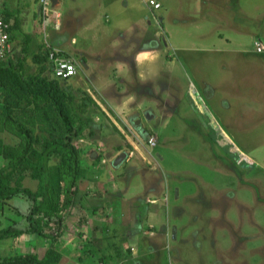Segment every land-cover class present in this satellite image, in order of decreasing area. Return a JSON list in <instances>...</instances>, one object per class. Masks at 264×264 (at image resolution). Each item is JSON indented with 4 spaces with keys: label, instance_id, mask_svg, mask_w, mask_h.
<instances>
[{
    "label": "rangeland",
    "instance_id": "rangeland-1",
    "mask_svg": "<svg viewBox=\"0 0 264 264\" xmlns=\"http://www.w3.org/2000/svg\"><path fill=\"white\" fill-rule=\"evenodd\" d=\"M110 1L61 0L57 10L62 25L67 18L66 26L54 31L51 39L80 62L77 75L62 84L75 96L74 108L81 117L91 118L75 142L82 147L83 165L87 166L79 190L96 184L92 171L109 169L113 178L110 188L118 193H111L110 202L101 198L100 205L106 208L109 219L121 223L132 212H127V191H119V178L126 176V182L135 188L128 194L140 196L143 205L147 199L151 204L158 202L152 213L160 208V216L150 215L148 219L150 210L141 208L142 214L136 215L141 221L131 218L127 224L131 228L141 223L139 232L145 236L156 233L153 239L159 242L153 248L160 250V264H264V57L256 64L252 60L242 64L233 53L213 51L209 46L195 45L185 51L181 46L199 42L195 35L200 33L190 31L191 21L161 25L138 0H128L126 8L122 0ZM260 6L263 12L264 0ZM146 12L152 25L144 18L138 30L133 29V18H142ZM47 30L50 33L52 29ZM207 32L204 36L210 43L212 35ZM162 34L166 45L154 41V36L160 38ZM147 40L152 43L147 48H159L135 58V51ZM256 43L261 51L262 44ZM223 61L228 68L223 69ZM84 92L99 108L89 104L87 110L80 109ZM137 119L141 120L138 126L134 124ZM150 136L156 140L152 148L147 145ZM19 141L18 135L0 123V146H15ZM130 151L133 154L118 166L112 164L119 153ZM57 160L54 157L50 161L52 173ZM11 183L31 189L37 184L27 175ZM100 186L102 196L105 192ZM80 198L65 215L64 233L58 241L59 250H63L66 238H72L64 250V264H76L68 255H77L74 252L81 246L80 232L94 224L91 208ZM28 205L22 196L12 198L0 213V228L15 220L16 227L24 225L21 218ZM104 216L100 215L96 223L101 229ZM46 228L55 230L53 224ZM162 231L168 238L173 234V240L161 237ZM29 235L24 237L31 240L30 251L33 248L42 255L48 240ZM114 236L108 237L112 255L117 251ZM11 242L10 238L0 240V256L28 251L17 250L19 242L16 246ZM131 245L135 252L141 251L140 245ZM175 249L183 251L181 263L175 260ZM115 256L108 260L110 264L115 263Z\"/></svg>",
    "mask_w": 264,
    "mask_h": 264
},
{
    "label": "trees",
    "instance_id": "trees-1",
    "mask_svg": "<svg viewBox=\"0 0 264 264\" xmlns=\"http://www.w3.org/2000/svg\"><path fill=\"white\" fill-rule=\"evenodd\" d=\"M4 18L7 21L5 15ZM9 37L12 41L10 24ZM30 38L32 35L25 34L26 44ZM27 46L21 49V55L28 52ZM42 47L44 51L32 55L40 63V71L50 67L44 43ZM16 56L12 49L0 63V123L20 137L15 146H0V213L3 214L2 210L16 196L26 198L29 205L22 213L25 224L16 227L18 222L15 220L13 224L1 227L0 240L10 238L14 245L22 234H33L48 242L42 255L31 251L0 256V264H59L64 254L58 246L64 233V217L75 206L80 195L79 181L87 171V166L83 165L82 147L75 142L81 138L91 118L89 115L81 117L74 108L75 96L62 84L70 78L24 74L22 65L18 69L23 61L14 62ZM89 104L99 108L84 92L80 109L87 110ZM127 146L131 148L130 144ZM54 157L58 160L52 173L50 161ZM26 175L36 181L35 189L11 183ZM49 224L54 225V231H47ZM84 249L94 250L89 245ZM99 260L104 263L105 255Z\"/></svg>",
    "mask_w": 264,
    "mask_h": 264
},
{
    "label": "crops",
    "instance_id": "crops-1",
    "mask_svg": "<svg viewBox=\"0 0 264 264\" xmlns=\"http://www.w3.org/2000/svg\"><path fill=\"white\" fill-rule=\"evenodd\" d=\"M1 1H2V9L4 15L8 23L10 24V36H12V41H11L12 49L14 52H16L17 55L14 59V62H16L19 59H22L23 61V64L22 63L19 64L18 69L22 65L23 71L21 72L24 74H52L49 66L43 69L42 71H40L41 68L40 63L36 62L32 58V55L34 53L44 51V47H42L43 29L41 26L38 0H1ZM138 1L144 9L148 10L151 17L153 16L152 20L155 19L156 22L161 25L166 23H173V25H181L183 24L184 21L192 22L193 26L192 29L190 28L191 29L190 31H196L200 33L198 35H195L196 39L199 42H197V44L192 43V45L181 46V48L183 50L185 49V51H187L189 47L193 48L195 45H201L203 47L209 46L213 48V51H220L221 53L224 54L233 53V55L236 56L238 62L241 61L242 64L249 63L250 60H252L256 64L259 62V59H263L264 57V11L261 12L260 0H172L171 3L169 0H157L160 3V7L155 10L145 5L143 0H138ZM112 3H114L113 0L110 1V4ZM122 3H123L122 6L123 8H126V6H128V0H122ZM60 6H61V0L60 3L58 4V8ZM156 10H158L159 12H156ZM148 12H146V14H144L142 18H133V21L135 23L134 25L137 26V27L135 26L133 29L138 30V27L141 26V22L144 18L147 20V24L149 26L152 25L151 24L152 21L148 19L150 17ZM66 20L67 18L64 19V22L62 21L63 25L60 21L61 26H66ZM248 25L251 26L248 27ZM173 30L176 29L173 28ZM207 30H209L212 35L210 43L208 37L204 36L206 35V33H208ZM54 31L56 30L54 29L50 30L48 40L51 45L58 46L57 44H55L56 40L51 41ZM121 32H123V29ZM25 34L32 35V38L29 39L28 44H26L27 41L26 39H24ZM174 35L175 32L172 33V36ZM153 36L154 35H152V37ZM154 39H155L154 41L160 40V42H162V45L167 44L166 36H164L163 34L161 35L160 38L154 36ZM260 39L262 40V42L260 41ZM255 41L258 43L259 41L261 42L259 43L260 46L262 44L261 51H257V48L255 47ZM146 45H152V43L149 40H147L145 46L135 51L136 52L135 58L140 57L141 55L146 54L147 52H151L152 50L159 48V47L147 48ZM26 46L29 47L28 52L24 56L18 54V52L21 51V49H24ZM178 47L180 46L178 45ZM262 53L263 55L260 56V54ZM238 57H241V59ZM187 60L189 59H186V61ZM232 60L233 63H235L234 59ZM262 64H264V61H262ZM222 65H223L222 66L223 69L229 67V64H226L225 61L222 62ZM84 67L87 70L88 64L85 63ZM95 172L96 171H92L90 175L92 179L94 180L97 179L96 180V184L98 183L97 185H99L100 183L102 184V186L100 187L103 188V192L105 193H103V195L101 196L100 193H98L101 192L100 191L101 189L98 188L94 182L92 183L91 186L89 185V187H86L83 190L82 189L79 190L81 197L80 199L87 201V205L91 208L90 220L94 224L91 226H87V230L83 231L84 233L82 232V235L80 234L81 238L78 237L80 240L78 241L81 243V246L79 248H76V251L74 252L77 255H73V253L68 255L70 261L72 260L71 257H74L75 260L77 261L76 264H110L108 260L110 261L113 260L112 256L116 255L115 256L116 261L114 264H160L159 262H162L163 260L162 258H160L161 255V253L159 252L160 250L158 248L157 250L156 248L155 249L153 248V246L157 242H159L158 240H156V238L153 239L154 237H156V233L149 234V236H145L146 235L145 233L139 232L140 229L139 226H141L140 225L141 223H138L135 225V227L133 226L131 228H129L127 224L128 221H131V218L132 219L135 218L136 221H141L139 220L140 218H136V215H140L144 211V210H140L141 208H145V209L148 208L150 210L147 216L148 219L150 218V215L160 216L161 215L160 212H162L160 208H158L159 213L158 212L152 213V211L154 212V210L156 209L158 202H155V204H151L152 201H150L149 203L148 202L149 200L146 198L147 202L146 201L143 202L144 203L143 205L142 202H140L141 200H139L141 199L140 196L133 197L132 196L133 194H128L131 193V190L135 188L132 185H129L128 182H126L127 181L126 176L124 179L119 178L118 179V185L120 187L119 191L121 190L127 191L124 194L125 196L124 199H127L126 200L127 212L130 209L132 213L130 211L129 213H131V215L133 216V217L131 216L128 220H126V222L122 221L125 227H120L122 223L115 221V219H109V217L107 216L109 214H107V212L105 211L106 208L105 207L102 208V206L100 205L102 204L101 198H103V200L105 201L110 202L112 196L111 193L112 192L118 193L117 189L110 188L113 185L112 181H110L113 179L112 173L109 169L99 170L96 173ZM122 180L124 181L123 183H121ZM135 192H140V191H135ZM180 192L181 190H179L178 195L181 196ZM148 193H152V192H148ZM152 195H154L156 198V194H152ZM98 197L100 198V200ZM156 199L159 200V198ZM120 201L121 200H119V202ZM98 202H99V207L97 206ZM140 204H142L143 207ZM134 205H136L137 209L140 211L136 212V208L134 207ZM100 215L103 216L105 215L103 218V222L102 220L100 221L102 222L101 224H103L100 225L102 229L99 228V226H97L96 224L97 222H99ZM83 220L85 221L84 217ZM143 220L147 221L146 217H144ZM98 229L103 231L97 234L96 232ZM119 230L121 232H119L114 236V232ZM25 235L28 234H22L19 237L20 246L16 247L17 250H23L25 248L28 249V251H23V253L31 252L30 251L31 240H26V237H24ZM28 236L30 237V235ZM113 236L116 237L117 239V241L112 242L113 244L116 245L117 251L115 250L114 251L115 254L112 255L111 254L112 247L109 245L110 238L108 239V237H113ZM172 236L170 234V238H168L165 231L161 232V237L167 238V240L168 239L173 240ZM22 239L24 240L22 241ZM71 239L67 240L66 238L64 242L66 247L63 249V251L67 248V245H70L69 243ZM131 243L140 245L141 251L135 252L136 248H134L133 245H131ZM85 244L89 245V247L93 248L94 250L92 252L86 251L84 249L86 246ZM11 245H13V243ZM13 246H16V244H14ZM144 247H148V248L144 250ZM107 248H110V250ZM178 249H175V260L181 263L183 260V258L181 257L183 251ZM32 251L36 252V250L33 248ZM105 252L108 253L109 255L106 256ZM65 254L66 253L63 254L59 264H64ZM103 255H105L104 263L99 260V258L102 257ZM204 257L207 260H209L206 253L204 254ZM175 264H177L176 261Z\"/></svg>",
    "mask_w": 264,
    "mask_h": 264
},
{
    "label": "built area",
    "instance_id": "built-area-1",
    "mask_svg": "<svg viewBox=\"0 0 264 264\" xmlns=\"http://www.w3.org/2000/svg\"><path fill=\"white\" fill-rule=\"evenodd\" d=\"M144 4L155 10L160 7L157 0H143ZM41 26L43 29V43L47 50V57L50 63L52 76L59 79H69L79 72L80 62L71 55L64 53L58 46L51 45L48 41L49 32L47 27L54 30L60 29V12L58 4L60 0H38ZM257 46V43L255 42ZM258 51L260 48L257 49ZM12 44L9 37V23L5 20L2 9V1L0 0V63L11 54ZM156 140L154 136H150L147 140L148 147H154ZM133 153L130 151L126 157H130Z\"/></svg>",
    "mask_w": 264,
    "mask_h": 264
},
{
    "label": "water",
    "instance_id": "water-1",
    "mask_svg": "<svg viewBox=\"0 0 264 264\" xmlns=\"http://www.w3.org/2000/svg\"><path fill=\"white\" fill-rule=\"evenodd\" d=\"M140 123H141V120L137 119L134 124L136 126H138V125H140ZM126 156H127V154L125 152L119 153L118 156L113 160L112 164L114 166H118L121 162H123L125 160Z\"/></svg>",
    "mask_w": 264,
    "mask_h": 264
}]
</instances>
